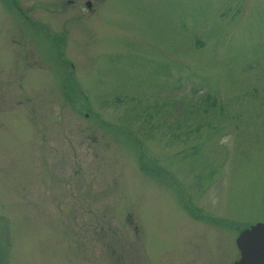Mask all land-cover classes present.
<instances>
[{"label":"rangeland","instance_id":"374dc122","mask_svg":"<svg viewBox=\"0 0 264 264\" xmlns=\"http://www.w3.org/2000/svg\"><path fill=\"white\" fill-rule=\"evenodd\" d=\"M256 223L264 0H0V264H233Z\"/></svg>","mask_w":264,"mask_h":264},{"label":"water","instance_id":"95a60500","mask_svg":"<svg viewBox=\"0 0 264 264\" xmlns=\"http://www.w3.org/2000/svg\"><path fill=\"white\" fill-rule=\"evenodd\" d=\"M89 6V2H86ZM239 259L233 264H264V223L241 230L235 239Z\"/></svg>","mask_w":264,"mask_h":264},{"label":"flooded vegetation","instance_id":"af4514ba","mask_svg":"<svg viewBox=\"0 0 264 264\" xmlns=\"http://www.w3.org/2000/svg\"><path fill=\"white\" fill-rule=\"evenodd\" d=\"M192 213H194V212H192ZM201 213H203V212H199L198 214L200 215ZM204 214V216H205V218L207 217V218H209V220L210 221H212L213 223H217L218 222V224H220V222H222V221H220L219 219H218V217H216V216H213L212 214L210 215V213L209 214H205V213H203ZM189 216L191 215V216H193L191 213L190 214H188ZM240 231V230H239ZM236 247V246H235ZM239 253V252H238ZM239 259V254H238V257H237V259L235 260H233L232 261V263L233 262H235V261H237Z\"/></svg>","mask_w":264,"mask_h":264}]
</instances>
